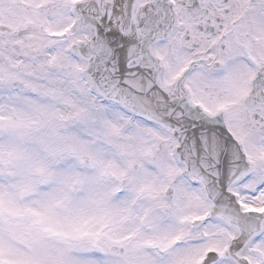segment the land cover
<instances>
[{"label":"snow or ice","instance_id":"snow-or-ice-1","mask_svg":"<svg viewBox=\"0 0 264 264\" xmlns=\"http://www.w3.org/2000/svg\"><path fill=\"white\" fill-rule=\"evenodd\" d=\"M0 264H264V0H0Z\"/></svg>","mask_w":264,"mask_h":264}]
</instances>
